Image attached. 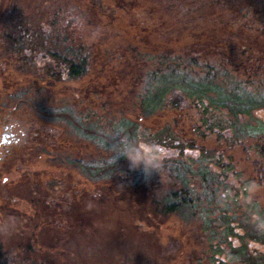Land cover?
Returning <instances> with one entry per match:
<instances>
[{
	"label": "rangeland",
	"instance_id": "1",
	"mask_svg": "<svg viewBox=\"0 0 264 264\" xmlns=\"http://www.w3.org/2000/svg\"><path fill=\"white\" fill-rule=\"evenodd\" d=\"M148 2L161 17L160 29L172 31L173 37L190 38L173 51L146 54L137 61L138 78L130 85L131 94L126 98L130 112L140 114L141 101L146 100L147 105L158 102L159 89L165 81L172 83L173 76L178 78L177 85L208 81L229 101L238 95L264 107V52L256 53V49L264 47V0ZM70 10L65 0H0V77L3 70L13 68L11 78L20 79H8V71L6 81L17 85L11 87L12 95H4L2 101L26 103L33 115L37 104L53 120L52 124L37 123L32 128L38 125L52 137L72 139L82 150L89 148L86 169L89 180L99 187L96 199L90 187L85 186L89 202L80 205H84L86 215L81 208L73 215L74 204L64 203L45 213L38 206V213L42 212L38 220L34 205L25 202L31 201L27 195L29 186L22 184L14 193L21 201L18 199L8 211L1 210L0 262L264 264V155L259 151L264 148V126L252 119L248 130L240 131L231 117L234 103H204L203 115L214 132L205 145L206 151H189L177 157L175 152L160 148L165 151L157 150L160 160L177 158L171 165L153 164L154 153L146 149L158 138L149 136L140 149L141 139L137 138L142 127L137 125L131 132V124L114 114L112 107L100 113L92 102L78 101L66 93L68 87L61 88L59 82L67 79L69 66L52 55L49 44L41 46L37 41L52 32L62 33L61 42L67 32L69 41H88L86 24L73 22ZM238 26L241 29L236 34L246 43L249 57L237 51L234 44L237 35L231 30ZM252 28L258 32L253 38L245 31ZM241 65H246L247 70ZM254 65L261 67L256 69ZM59 71L63 73L62 81L46 79ZM24 75L40 78L44 84L38 87L24 83ZM177 85L166 96L168 101L187 99ZM214 95L212 92L211 97ZM164 105H158L156 110ZM193 105L182 103L190 111ZM62 121L69 125L65 127ZM85 141L91 148L84 146ZM217 146L219 150L230 149L233 170L225 167L226 162H218V152L214 150ZM136 152L148 161L149 177L130 168L125 153ZM30 158L31 164L40 162L34 159L35 154ZM258 167L263 171L258 172ZM185 170L189 173L185 174ZM5 187L0 182V197L5 196ZM180 191L188 192L193 199L191 210L184 217L173 213L157 216V206ZM237 227L242 232L236 231ZM232 230L239 233L235 242L229 236L236 234Z\"/></svg>",
	"mask_w": 264,
	"mask_h": 264
},
{
	"label": "trees",
	"instance_id": "2",
	"mask_svg": "<svg viewBox=\"0 0 264 264\" xmlns=\"http://www.w3.org/2000/svg\"><path fill=\"white\" fill-rule=\"evenodd\" d=\"M65 1L71 5L70 12L73 14V22L80 21L86 24L85 30L89 40L86 42L69 41L70 34H67L68 32L62 42L61 32L45 33V37L38 39L37 43L41 42V46L49 44L50 47L48 48L52 55L69 66L65 81H62V71L50 74L46 79L61 80L62 82H59L61 88L68 87L66 93L73 94L78 101L83 99L84 102H92L90 104L96 105L100 113L105 114L112 107L114 114L131 124L128 127L131 132L135 131L137 125L142 127L137 138L138 140L141 139L139 141L140 149H142L145 140L149 136L152 139L158 138L155 143L149 142L146 149L148 153H154L153 164L171 165L172 160H176L177 157L183 156L189 151H206L205 145L214 132L208 126V121L203 115L202 107L204 103H234L231 117L233 118V123L237 124L238 128L241 129L240 131L243 129L248 130L249 122L252 119L264 126V107H262V103H253L248 97H239L238 95L236 99L229 101L222 97L221 91H214L213 84L208 81L206 84L198 83L192 85L188 83V85L185 84L184 86L181 84L177 85L176 80L178 78L175 76L171 78L173 80L172 83L165 81L159 89L158 97L160 98L158 102L152 101V104L148 103L147 105L146 100L141 101L140 114L136 115L130 112L127 109L126 98L131 94L130 85H134L138 78L137 61L146 54L159 53L166 49L173 51L182 46L183 43L188 42L189 40L185 41V39L190 37L188 35L181 38L173 37L172 31L167 32L160 29L161 17L158 15L156 7L153 4H149L148 0ZM240 29V26H238L231 30L235 33V36L237 35V41L234 44H237V51L241 50L243 56H248L246 43L242 42V40L240 41L238 34H236ZM245 31L252 38L258 33L253 28L250 31ZM53 37H55V40H53ZM47 39V42L44 41ZM261 49H256V53L263 54L264 47L261 46ZM228 54L226 53V56ZM228 60L229 63H233L232 59L228 58ZM241 67H244L243 69L248 68L246 65H241ZM259 67L261 66L254 65L256 69ZM8 71V79H13L16 82L20 80L11 78L12 74H15L13 68H9ZM8 71L3 70L0 77V85H5V92H11L14 85H17L14 83L9 84L6 81L5 77ZM23 81L24 83L38 85V87L44 84L43 80L33 75H24ZM176 85L179 87L178 90L187 94L185 101H168L167 97L172 94L170 92L172 86ZM212 92L215 93L214 97H211ZM162 103H165V105L157 111V106L162 105ZM182 103H194V105L190 111L188 107L184 108ZM45 119L47 118L45 117ZM62 122L63 124L65 123L64 121ZM65 124L69 125L68 122ZM121 124L124 125L125 123ZM58 145L62 147L71 146L64 140L58 141ZM78 146V144L72 143L71 147L75 149ZM84 146L90 147V144L85 141ZM160 148L175 152L177 157L169 160H160L158 152L165 153ZM87 149L89 150V148ZM214 150L218 152V162H226L225 167H231L233 170L234 160L230 149L221 148L219 150L217 146L214 147ZM244 150L247 151V149ZM259 151L264 155L263 147ZM254 163L257 164L256 161ZM257 171L261 172L263 169L258 167ZM188 173L189 171L185 170V174ZM97 184L101 185L100 183ZM88 185L93 191L94 196L92 198L96 199V190L99 187L91 180H89ZM187 193H184V191L175 192L171 196L170 201L166 199V201L161 202L156 209L158 211L157 216L167 217L173 213L184 217V214L193 207V199H190ZM68 203L72 204L69 201ZM73 215L71 216L73 217ZM232 225H235V223L232 222ZM235 229L242 232L240 227ZM232 231L236 234H230L229 236L233 240L232 242H235L239 239V233ZM0 264L2 263L0 262Z\"/></svg>",
	"mask_w": 264,
	"mask_h": 264
},
{
	"label": "flooded vegetation",
	"instance_id": "3",
	"mask_svg": "<svg viewBox=\"0 0 264 264\" xmlns=\"http://www.w3.org/2000/svg\"><path fill=\"white\" fill-rule=\"evenodd\" d=\"M4 89L6 91L5 85H0V182L6 186L5 196L0 197V218L3 216L1 210H9L19 199L14 193L25 183L29 186L27 195L31 198L30 202L27 199L25 202L34 205L36 219L42 214L38 213V206L45 213L46 210L51 211L64 203L68 204V201L75 204L72 214L78 213L81 208L86 215L84 205L80 204L89 202V194L85 189V186H89L85 158L89 156L88 149L82 150L80 145L74 149L71 147L72 139L52 137L38 125L32 128L37 123L52 124L51 118L37 104L34 106L36 112L33 115L26 103H5L2 99L10 93ZM60 140L71 146L58 145ZM46 142L50 143L44 145ZM31 154H35L34 159L40 162L31 164ZM29 167L34 169L30 171Z\"/></svg>",
	"mask_w": 264,
	"mask_h": 264
},
{
	"label": "clouds",
	"instance_id": "4",
	"mask_svg": "<svg viewBox=\"0 0 264 264\" xmlns=\"http://www.w3.org/2000/svg\"><path fill=\"white\" fill-rule=\"evenodd\" d=\"M125 157L129 161L132 170H141L146 177H149L147 169L149 168L148 161L144 158L143 154L136 152L133 154L125 153Z\"/></svg>",
	"mask_w": 264,
	"mask_h": 264
}]
</instances>
